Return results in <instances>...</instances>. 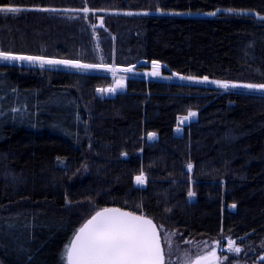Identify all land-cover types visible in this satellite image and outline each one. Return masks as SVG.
I'll return each instance as SVG.
<instances>
[{
	"label": "trees",
	"instance_id": "trees-1",
	"mask_svg": "<svg viewBox=\"0 0 264 264\" xmlns=\"http://www.w3.org/2000/svg\"><path fill=\"white\" fill-rule=\"evenodd\" d=\"M6 6L27 10L0 13V51L264 85V0ZM114 82L106 70L0 61V264H68L76 231L107 207L153 218L161 237L230 236L245 259L263 254L264 92L136 76L98 91Z\"/></svg>",
	"mask_w": 264,
	"mask_h": 264
},
{
	"label": "snow or ice",
	"instance_id": "snow-or-ice-1",
	"mask_svg": "<svg viewBox=\"0 0 264 264\" xmlns=\"http://www.w3.org/2000/svg\"><path fill=\"white\" fill-rule=\"evenodd\" d=\"M22 10L17 7H0V13H16ZM41 11H55V9H37ZM85 13L89 9H83ZM231 11V10H229ZM131 14V13H129ZM215 15V13H212ZM0 61H28L44 65H65L77 69H92L98 65L81 64L72 60L44 59L42 57L14 55L10 52L0 51ZM153 71L149 75H159V65L153 62ZM106 71L116 72L118 69L105 68ZM120 71L131 72L132 68L120 69ZM191 79V78H188ZM207 81V77L204 78ZM220 87L227 89L229 84L213 81ZM123 87L122 84H118ZM236 87V85H232ZM249 89L264 90V85H244ZM98 91L113 92L115 88L98 89ZM195 112H189L188 119L194 117ZM155 134H149V138ZM191 171L192 165L188 164ZM138 184H144L146 178L143 173L136 177ZM194 193L189 192V196ZM234 207V206H233ZM230 251L239 253L241 250L235 247V242L230 241ZM65 257L68 264H165V256L161 249L157 226L152 220L143 216L134 215L130 212H122L120 209H103L93 216L79 229L72 241L71 246L65 250ZM216 253L213 251L210 257L197 260L196 264H213Z\"/></svg>",
	"mask_w": 264,
	"mask_h": 264
},
{
	"label": "rangeland",
	"instance_id": "rangeland-1",
	"mask_svg": "<svg viewBox=\"0 0 264 264\" xmlns=\"http://www.w3.org/2000/svg\"><path fill=\"white\" fill-rule=\"evenodd\" d=\"M102 20L103 19L100 18L99 24L102 23ZM11 62H16L19 64H22V63L31 64V62H28V61H11ZM55 66H59L63 68H72V67H68L65 65H55ZM106 67L118 69V71L114 73L111 71H108V72H111L115 76V82L113 86L107 88V89L115 88V91L113 92L106 91L110 95H113L125 89L128 76L153 78V79L166 80V81L190 82L196 85H204V86L216 87L220 89H225V88L220 87L216 83H213V81H218L221 83L229 84V87L227 89L240 88V87H244V85H248V84L220 81V80L210 79L208 77H207V81H205L204 80L205 77L196 78V77H190V76L165 74L163 70L161 69V67H159V75L157 76L149 75V73H151L154 70L153 67L151 69H145V70L132 69L131 72H124V71H120V69H125V68L106 66V65L101 64L99 65V67L95 69L105 70ZM73 69H77V68H73ZM92 69H87V70H92ZM80 70H85V69H80ZM188 78H191V79H188ZM118 84H122L123 87H119ZM232 85H236V87H232ZM249 90L257 91V92L259 91L264 92V90H257V89H249ZM191 112H195L196 115L188 119L183 118L182 122H187V121H190L198 117L197 110H194ZM186 117H188V115ZM162 240H163V246H164L165 255H166V264H196L197 260H200L204 257H210L211 253L215 251V249L217 248H221V250L216 253V259L215 261H213V264H221V263L227 262L232 256L235 257V259L233 260L234 261L233 264H264V253L258 255L257 259L252 261V260L245 259L243 257L246 250L240 244H235V247H238L241 250L239 253H236L235 251H230L229 242L233 241L230 238V236L226 237L224 241H220V239H202V240H190V241L188 240L185 242H181L178 240L177 235L174 231L166 230L165 232H162ZM205 264H207V262H205Z\"/></svg>",
	"mask_w": 264,
	"mask_h": 264
},
{
	"label": "water",
	"instance_id": "water-1",
	"mask_svg": "<svg viewBox=\"0 0 264 264\" xmlns=\"http://www.w3.org/2000/svg\"><path fill=\"white\" fill-rule=\"evenodd\" d=\"M124 157H127V154H124ZM103 209H106V208H103ZM103 209H100V210H98L97 212L102 211ZM107 209H120L122 212H130V213H133L134 215L143 216V217H145V218H147V219L152 220L153 224L157 226V232H158L159 239H160L161 249H162V251H163V253H164V256H165L164 246H163V242H162V237H161L160 229H159L157 223L155 222V220H154L153 218H151V217H149V216H147V215L141 214V213H137V212L131 211V210H129V209L121 208V207H107ZM97 212H95L91 217H89V218H88V219H87V220H86V221L80 226V228L83 227V226L88 222V220H90L93 216H95V214H96ZM80 228H79V229H80ZM79 229L76 231V233H78ZM76 233H75L74 236L72 237V239H71V241H70V243H69L68 248L71 246L72 241L75 239V235H76ZM220 250H221V248H217V249H215L214 252L217 253V252L220 251ZM202 259H203V258H202ZM202 259H200V260H202ZM66 260H67V259H66ZM67 263H68V261H67Z\"/></svg>",
	"mask_w": 264,
	"mask_h": 264
}]
</instances>
